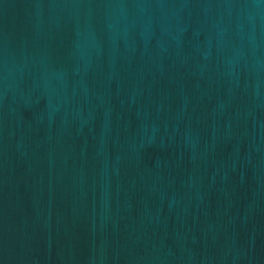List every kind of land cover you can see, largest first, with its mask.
Wrapping results in <instances>:
<instances>
[{
	"label": "water",
	"instance_id": "95a60500",
	"mask_svg": "<svg viewBox=\"0 0 264 264\" xmlns=\"http://www.w3.org/2000/svg\"><path fill=\"white\" fill-rule=\"evenodd\" d=\"M0 264H264V0H0Z\"/></svg>",
	"mask_w": 264,
	"mask_h": 264
}]
</instances>
